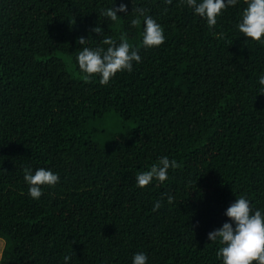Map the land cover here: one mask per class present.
<instances>
[{
  "label": "trees",
  "instance_id": "16d2710c",
  "mask_svg": "<svg viewBox=\"0 0 264 264\" xmlns=\"http://www.w3.org/2000/svg\"><path fill=\"white\" fill-rule=\"evenodd\" d=\"M123 2L113 22L100 12L114 0H0V264H132L139 251L147 264H221L207 233L224 210L242 194L264 209V43L235 28L243 0L212 30L181 0ZM138 6L165 41L107 85L85 79L75 56L102 43L93 28L139 46ZM161 156L179 167L137 187ZM27 167L60 181L32 199Z\"/></svg>",
  "mask_w": 264,
  "mask_h": 264
},
{
  "label": "clouds",
  "instance_id": "9594fccd",
  "mask_svg": "<svg viewBox=\"0 0 264 264\" xmlns=\"http://www.w3.org/2000/svg\"><path fill=\"white\" fill-rule=\"evenodd\" d=\"M171 3V0H165ZM181 3L191 9L194 16L206 21L207 27L212 30L217 25V18L228 7H236L241 0H181ZM244 7L240 10L235 28L247 39L264 43V0H243ZM134 17L130 20L131 26H138L143 21V30L139 46L133 45L121 34L117 43L110 36L103 35L102 29L97 26L92 31L101 34L102 43L96 46H84L76 53L75 60L79 71L85 79L93 75L99 76L101 85L109 84L117 72L133 71V62L140 64L142 58L139 47L145 49L159 46L165 41L163 26L147 13L142 7L132 9ZM118 13H128L127 4L122 2L101 10L100 15L113 22L118 21ZM223 38V33L219 34ZM87 39L80 37L78 42L85 45ZM257 81L260 92L264 93V72H261ZM179 167L178 162L168 156H161L146 170L136 174V186L143 188L153 181L163 184L169 178V169ZM23 180L28 185V195L35 200L42 196V186H55L59 183V174L51 168L39 167L23 170ZM166 195V194H165ZM173 196L167 195V202L171 203ZM163 200L153 204V211L162 207ZM225 220L220 227L207 233V238L217 245L216 257L221 264H264V209L254 208L246 195L236 196L224 210ZM70 255L63 257V264H69ZM148 256L145 252H135L132 264H147Z\"/></svg>",
  "mask_w": 264,
  "mask_h": 264
},
{
  "label": "rangeland",
  "instance_id": "374dc122",
  "mask_svg": "<svg viewBox=\"0 0 264 264\" xmlns=\"http://www.w3.org/2000/svg\"><path fill=\"white\" fill-rule=\"evenodd\" d=\"M105 121V126L109 130H118L119 126L122 125L121 119L114 113V112H109L104 119ZM3 246V245H2ZM2 246L0 247V251L2 249ZM1 254V252H0Z\"/></svg>",
  "mask_w": 264,
  "mask_h": 264
}]
</instances>
